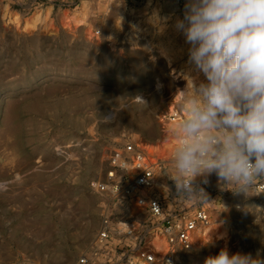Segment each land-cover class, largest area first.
Here are the masks:
<instances>
[{
    "label": "rangeland",
    "instance_id": "rangeland-1",
    "mask_svg": "<svg viewBox=\"0 0 264 264\" xmlns=\"http://www.w3.org/2000/svg\"><path fill=\"white\" fill-rule=\"evenodd\" d=\"M27 1L0 0V264H77L112 202L93 184L128 142L162 149L177 86L207 80L175 27L188 0ZM6 6L23 18L53 13L25 28L8 23ZM78 8L92 30L61 21ZM221 250L224 241L201 245L181 262Z\"/></svg>",
    "mask_w": 264,
    "mask_h": 264
},
{
    "label": "clouds",
    "instance_id": "clouds-1",
    "mask_svg": "<svg viewBox=\"0 0 264 264\" xmlns=\"http://www.w3.org/2000/svg\"><path fill=\"white\" fill-rule=\"evenodd\" d=\"M175 27L190 45L189 63L207 83L188 80L171 129L177 139L169 178L177 198L207 202L195 181L215 173L249 194L264 182V0H188ZM139 110L149 109L141 96ZM205 264H264L259 257L221 250Z\"/></svg>",
    "mask_w": 264,
    "mask_h": 264
},
{
    "label": "built area",
    "instance_id": "built-area-1",
    "mask_svg": "<svg viewBox=\"0 0 264 264\" xmlns=\"http://www.w3.org/2000/svg\"><path fill=\"white\" fill-rule=\"evenodd\" d=\"M37 5V0H28L22 6ZM182 113L177 109L169 120L180 119ZM155 159V154L128 142L111 161L104 181L93 184L112 202L103 207L100 230L77 264H182L181 257L201 246L200 234L215 223L228 229L225 246L230 256L264 260V182L245 194L212 174L207 183L197 177L207 202H187L177 198L169 178L172 158ZM156 237L165 242L163 251L154 245Z\"/></svg>",
    "mask_w": 264,
    "mask_h": 264
},
{
    "label": "bare ground",
    "instance_id": "bare-ground-1",
    "mask_svg": "<svg viewBox=\"0 0 264 264\" xmlns=\"http://www.w3.org/2000/svg\"><path fill=\"white\" fill-rule=\"evenodd\" d=\"M53 13V8L48 7L46 9H41L33 13L29 18H23L20 16V14L12 12L8 6L5 7L4 10V18L7 19L9 24H14L17 26H23L25 28L28 27H35L37 24L44 22L48 17H50ZM91 15L89 13H83L79 8L75 9L73 11H63L61 13V21L64 22L67 26H70L72 28H80L82 26H87L90 30H92V25L90 23L91 21ZM165 56L170 61V57H168L166 54ZM176 77V81L181 82L185 80L182 73H179L177 71H173ZM186 88V85L184 86H177L176 93H175V101L180 100V92L183 91ZM182 110L178 107V104H170L168 108L167 120L165 124V143L162 149H153L149 147L148 145H144L146 150H152L153 154L156 155L155 161L159 160H167L170 159V157L173 156L174 149L176 144L178 143L177 139L171 134V129L175 125V123L180 120L184 115V111L182 113V117L177 120H169V116L174 114L176 110ZM202 237V241L199 244L207 245L212 243H218L220 241L225 242L228 237V229L227 227L223 226L222 224L215 223L210 229L206 230L204 233L200 234ZM223 243V242H222ZM154 245L160 250L163 251L165 249V242L159 238L156 237L154 239ZM197 247H201L198 245ZM226 247V246H225ZM227 250V247H226ZM228 251V250H227Z\"/></svg>",
    "mask_w": 264,
    "mask_h": 264
}]
</instances>
